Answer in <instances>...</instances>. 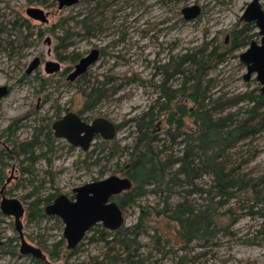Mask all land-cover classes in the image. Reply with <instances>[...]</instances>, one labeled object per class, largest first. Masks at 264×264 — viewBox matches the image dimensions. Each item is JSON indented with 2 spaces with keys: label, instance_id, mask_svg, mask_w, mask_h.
<instances>
[{
  "label": "rangeland",
  "instance_id": "374dc122",
  "mask_svg": "<svg viewBox=\"0 0 264 264\" xmlns=\"http://www.w3.org/2000/svg\"><path fill=\"white\" fill-rule=\"evenodd\" d=\"M250 1L78 0L59 8L56 0H0L3 43L15 40L8 21L26 17L28 5L48 12L46 23L29 19L33 28L23 32L30 37H19L28 43L16 54L9 56L0 48V87L10 89L0 97V190L24 205V238L41 250L45 261L19 252L14 219L0 210V264H130L118 258L127 253L116 233L126 228L138 234V245L129 250L135 264H264V94L255 75L245 79L246 64L239 55L248 45L234 47L247 38L260 39L257 29L240 19ZM191 4H198L200 13L184 19L181 9ZM94 46L102 48L99 60L83 77L68 80L72 56L81 57ZM35 56L41 65L25 76ZM46 60L59 62L61 71L47 74ZM194 85L200 86L197 102L189 97ZM248 93L261 95L262 107L248 122L256 131L221 151L215 170L199 163L191 184L176 181L171 191L147 185L143 195L123 207L120 227L104 234L91 230L71 251L59 218H31L29 212L42 208V200L52 193L71 196L74 187L110 175L132 181L124 171L131 147L145 133L137 132L135 119L142 126L153 120V145L162 150L161 158L171 152L182 158L192 145L183 133L197 129L188 115L190 107L199 110L204 100L213 120L236 129L253 108ZM87 102L93 109L83 113L86 118H109L117 130L112 139L96 137L83 150L53 136L49 123L56 111L84 110ZM14 122L16 127L9 130ZM35 135L40 141L35 154L19 153L18 144ZM219 167L228 174L224 181L217 176ZM223 184L228 187L220 193ZM179 204L206 211L207 218L196 224L187 215L177 220L173 210ZM61 239L64 243L57 245Z\"/></svg>",
  "mask_w": 264,
  "mask_h": 264
},
{
  "label": "water",
  "instance_id": "95a60500",
  "mask_svg": "<svg viewBox=\"0 0 264 264\" xmlns=\"http://www.w3.org/2000/svg\"><path fill=\"white\" fill-rule=\"evenodd\" d=\"M78 0H58V7L70 6ZM27 13L35 20L46 21L45 12L39 7H30ZM185 19H193L200 13L198 4L187 5L182 8ZM240 19L245 22H254L257 32L260 35L259 41L251 40L247 48L242 51L239 58L246 64L247 73L245 79L255 75L256 80L261 84V92L264 94V8L259 0L250 1ZM47 43L51 42L46 37ZM97 50L92 49L84 55L74 66L69 77H75L83 73L88 66L94 63ZM40 64V58L35 56L30 62L27 73L32 72ZM44 68L47 73H52L60 69L56 60H46ZM6 92V87H0V97ZM264 104V99H263ZM54 134L60 138H66L73 146H78L87 150L96 135L103 139H112L117 127L115 123L106 117H96L91 122L81 120L76 114L69 112L52 125ZM132 186V181L127 177L110 175L97 181L87 182L74 188L76 199L68 200L64 195H60L55 201L46 207L48 214L59 216L64 223L63 234L67 241L68 248H74L83 238L84 233L97 222L103 223L108 228L116 229L124 221L121 209L114 201H109L113 194L122 190H128ZM0 207L5 214H12L16 218L17 229H20L19 217L23 207L21 202L15 198L2 197ZM28 253L39 255L37 248L28 247L22 241V248Z\"/></svg>",
  "mask_w": 264,
  "mask_h": 264
},
{
  "label": "trees",
  "instance_id": "16d2710c",
  "mask_svg": "<svg viewBox=\"0 0 264 264\" xmlns=\"http://www.w3.org/2000/svg\"><path fill=\"white\" fill-rule=\"evenodd\" d=\"M18 36L25 38L26 34L20 32ZM247 39L236 43L234 47L238 48L240 46L248 45L249 41ZM72 59L74 60V56H72L71 60ZM192 63H196L194 58L192 59ZM193 79L194 81L198 80L197 76H194ZM94 89L95 88H93V90ZM192 90L193 91H190L189 93V97H191L194 102H197V99H201L200 93H198L200 91V86L194 85ZM91 94H93V100H98V98H95L96 96L93 92L90 93V96ZM246 98L250 102H254L253 108L251 107L250 110H248V118H246L236 129H226V123H220L219 121L213 120V116L208 112V110L205 109L204 100H202L199 110L195 109L194 107H190L188 110V115L194 119V124H196L197 129L195 131H190V134L187 132L183 133L184 136L188 137L186 141L191 142L192 145L186 148L182 158L177 156L175 157L172 152L171 154L166 155L164 158H161L160 155L163 153L161 152L162 150H155L153 145V142L156 141V136L154 137V131H152V128H154L153 120L151 117H149L151 119V121L148 122L149 124L146 123L144 126H142L139 125L140 120L135 119L134 122L137 132L145 130V133L144 136H139V139L135 141L134 146L131 147L128 168L124 171L132 179L134 184L131 190L114 198L120 203L121 206L124 207L125 205L129 204L130 201L132 202L135 198L143 195L146 192L147 185H154L156 189L155 191H171V187L173 184H176V181L179 182L177 185L181 183L191 184L190 182H192L199 175L197 170L198 168H196L199 163V166L201 165L205 168L209 167L214 169L213 163H215L217 157H220L221 151L231 147L234 143L252 135V133L256 131L252 125L248 124V122L252 121V112L255 114L257 108L262 107L261 95L257 94L256 96H252V93H248ZM95 102L96 101H94V103ZM88 106L91 107L92 105H89L87 102L85 108ZM176 136L177 134L172 135L174 141ZM38 143H40L38 135H35L32 141L18 144V148H20L19 153L31 155L32 157L35 154L34 146ZM126 149L128 150V148ZM114 154L115 153H111V155ZM175 164L178 165L177 169L172 170ZM217 172V176H219L220 179L222 178V181H224L223 179H227L228 174H224L223 168H217ZM227 187L228 185L223 184L222 187L219 185L218 191L220 193H225V189ZM192 192L193 190L188 192V194H192ZM182 206L184 205L179 204L173 210V218L182 220V216L187 215L188 220L192 219V224H196L197 221L207 218L206 211H199L196 209V207L191 205H186L188 207L184 208ZM180 222L182 223L183 221ZM135 227H139V224ZM103 232L104 231L102 230V233ZM136 233L129 232L128 228L124 229V231L118 230L116 233V239L119 245H121L123 251L127 253V256L124 258L123 256L118 255V258L123 262L127 263L128 261L130 264H135L137 262L136 260L129 258V250L133 246L138 245L136 239L138 234ZM131 235L132 237H130ZM61 242L62 240L59 241L57 245L61 244ZM54 253L56 252H53V254Z\"/></svg>",
  "mask_w": 264,
  "mask_h": 264
},
{
  "label": "flooded vegetation",
  "instance_id": "af4514ba",
  "mask_svg": "<svg viewBox=\"0 0 264 264\" xmlns=\"http://www.w3.org/2000/svg\"><path fill=\"white\" fill-rule=\"evenodd\" d=\"M57 2H58V0H56ZM78 2V1H77ZM76 2V3H77ZM259 3H260V5H261V7L262 8H264V4H262L261 2H260V0H259ZM30 7H37V6H32V5H28L26 8H25V14H26V17H24V16H21V15H17V16H15V18L13 19V20H11V21H8V25H9V30H10V33H11V35L12 36H14V38H15V40H6L5 41V43H3L4 41H1L0 40V48H2V50L3 51H7L8 52V54H9V56H13L14 54H16L17 52H18V50H19V48H22V45H23V43H25V45H27V43H28V41H21L20 42V38H19V36H18V34H20V32H23L24 30H26L27 32H29L32 28H33V25H32V23L29 21V19H31V20H33V18L31 17V16H29L28 15V13H27V9L28 8H30ZM40 8V7H39ZM42 9V8H41ZM44 10V9H43ZM45 12V16H46V21L44 22V23H46L47 21H48V12H46V11H44ZM181 13H182V9H181ZM182 15H183V13H182ZM183 18H184V15H183ZM185 19V18H184ZM35 20V19H34ZM38 21H40V20H38ZM40 22H42V21H40ZM249 23H251L252 24V26H253V28H256V26H255V23L254 22H249ZM257 29V28H256ZM24 33V32H23ZM256 35H259L258 34V32H256ZM94 36H96V35H94ZM260 36V35H259ZM17 37H18V39H17ZM30 37V35H26L25 36V39H27V38H29ZM46 39V38H45ZM45 39H44V43L45 44H47L48 46H49V44L50 43H47L46 41H45ZM250 43V42H249ZM92 49H96L97 50V55H96V59H95V61H94V63L93 64H95L98 60H99V58H100V56H101V52H102V48H98L97 46H94ZM92 49H90L85 55H87ZM50 49H48V51H47V54H50ZM74 56V60L72 59L71 61L72 62H74V66H75V64L84 56H79L78 54H75V55H73ZM40 58V57H39ZM32 60H30L29 61V63H28V65L26 66V69H25V76L26 75H29V74H31L35 69H37L40 65H41V59H40V64L32 71V72H30V73H27V68H28V66H29V64H30V62H31ZM45 63V62H44ZM44 63H43V65H44ZM93 64H91L90 66H88V68L83 72V73H81V74H79V75H77V76H75V77H72V78H70L69 77V75H70V73H71V70L70 71H68V73H67V75H66V78L68 79V80H70V81H75V80H77V79H79V78H81V77H83L84 75H85V73L87 72V70L89 69V67H91ZM61 71V68L60 69H58V71ZM67 70H69L68 68H67ZM44 71H45V68H44ZM46 72V71H45ZM47 73V72H46ZM63 73L65 74L66 73V70L64 71L63 70ZM47 74H50V73H47ZM51 74H53V73H51ZM24 76V77H25ZM3 86H5L6 87V92H5V95L4 96H6V94H8L9 93V91H10V89H9V87L7 86V85H3ZM3 96V97H4ZM2 98V97H1ZM91 109H93V108H84V110L83 109H80V110H77V111H73L72 110V108L71 109H67L66 110V112L65 113H60V111L58 110V111H56L55 112V114H54V120L51 122V123H49V125H50V127H49V129L50 130H52V133H53V136H55V134H54V130H53V128H52V125H53V123L55 122V121H57V120H59V119H61L64 115H66L67 113H69V112H72V113H74V114H76L81 120H83V121H85V122H91L93 119H89V118H86L85 117V114H83V113H86V112H89ZM96 118V117H95ZM15 122L14 123H12L10 126H9V130L11 129V128H15L16 126H15ZM55 137H57V136H55ZM96 137H100L99 135H96L95 137H94V139L96 138ZM57 138H60V137H57ZM62 139H64V140H66L67 141V139L66 138H62ZM93 139V140H94ZM93 140H92V142H93ZM68 142V141H67ZM91 142V143H92ZM68 143H70V142H68ZM71 144V143H70ZM72 145V144H71ZM90 146H91V144H90ZM90 148V147H89ZM88 148V149H89ZM123 177V176H122ZM103 179V178H102ZM98 180H100V179H98ZM94 181H97V180H94ZM133 183V182H132ZM85 184V183H84ZM81 185H83V184H81ZM81 185H79V186H81ZM76 187H78V186H76ZM76 187H74V188H76ZM74 188L72 189V194H71V196H68V195H66V194H59V195H55V194H50V195H48L47 197H45L42 201H43V206H42V208H39L38 206L33 210V211H30L29 212V214L31 215V218H41V217H43L45 214L46 215H48V216H52V217H57V218H59L60 220H61V222L63 223V221H62V219L59 217V216H57V215H55V214H48L47 212H46V207L48 206V205H50V204H52L54 201H55V199L57 198V197H59L60 195H64L68 200H70V201H74L75 199H76V192L74 191ZM131 188H132V186H131ZM131 188L130 189H128V190H122V191H120V192H118V193H116V194H113L111 197H110V199H109V201H114V202H116V204L119 206V208L121 209V211H122V214H123V206H121L120 205V203L114 198V197H116V196H118V195H122V194H124L125 192H127V191H129V190H131ZM0 193L2 194V197L4 196V194L2 193V190H0ZM6 197V196H5ZM7 198H10V197H7ZM1 200H2V198H1ZM19 200V199H18ZM20 201V200H19ZM21 202V201H20ZM0 204H1V201H0ZM21 204H22V202H21ZM22 207H23V211H22V214L20 215V217H19V224H20V229L18 230L17 229V226H16V218H15V216L14 215H12V214H10V216H12L13 217V219H14V226H15V229H16V231H17V233H18V237H19V239H20V248H19V252L20 253H22V254H30V255H32V256H34L35 258H38V259H40V260H42V261H45V258H44V255H43V253L41 252V250L39 249V248H37L36 246H34V245H32V244H30V243H28V242H26V240H25V238H24V235H23V231H22V216H23V214H24V212H25V208H24V205L22 204ZM0 210H1V212L3 213V214H5L3 211H2V209H1V207H0ZM5 215H9V214H5ZM123 217H124V215H123ZM122 225H123V223H122ZM63 230H64V223H63V229H62V234H63ZM93 231L94 233H96V232H100V234H104L105 233V231L106 230H113V229H111V228H108V227H106L105 225H103V223H101V222H97V223H95L93 226H91L90 228H89V230H87L85 233H84V236H83V238L81 239V241L84 239V237L86 236V233L87 232H90V231ZM102 230L104 231L103 233H102ZM63 237H64V234H63ZM64 239H65V237H64ZM62 240V244L64 243V241L66 242V248L67 249H69V250H71V251H73V249H75L80 243H81V241L74 247V248H68L67 247V241H66V239L63 241V239H61ZM60 240V241H61ZM22 241H24L25 243H26V245L29 247H34V248H37L38 249V251H39V255H34V254H32V253H28L27 251H25L26 249L23 247L22 248ZM3 244V242H2V240H0V245H2ZM62 244H59V245H62ZM55 251V250H54ZM53 254V253H52ZM51 254V255H52Z\"/></svg>",
  "mask_w": 264,
  "mask_h": 264
}]
</instances>
